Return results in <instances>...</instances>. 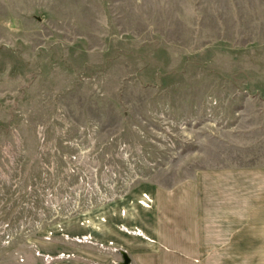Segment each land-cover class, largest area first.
<instances>
[{"label":"rangeland","instance_id":"obj_1","mask_svg":"<svg viewBox=\"0 0 264 264\" xmlns=\"http://www.w3.org/2000/svg\"><path fill=\"white\" fill-rule=\"evenodd\" d=\"M262 164L264 0H0V264L100 246L155 184Z\"/></svg>","mask_w":264,"mask_h":264},{"label":"crops","instance_id":"obj_2","mask_svg":"<svg viewBox=\"0 0 264 264\" xmlns=\"http://www.w3.org/2000/svg\"><path fill=\"white\" fill-rule=\"evenodd\" d=\"M149 196L136 223L121 219L126 232H104V243L88 250L65 248L48 264H120V251L128 264H241L228 255L264 250V164L196 169L185 180L155 184ZM116 240L114 248L105 244Z\"/></svg>","mask_w":264,"mask_h":264},{"label":"water","instance_id":"obj_3","mask_svg":"<svg viewBox=\"0 0 264 264\" xmlns=\"http://www.w3.org/2000/svg\"><path fill=\"white\" fill-rule=\"evenodd\" d=\"M120 256H121V259H120V264H128V255H126L125 252L123 251H120Z\"/></svg>","mask_w":264,"mask_h":264}]
</instances>
